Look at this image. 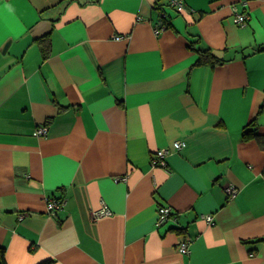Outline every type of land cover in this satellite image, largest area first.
<instances>
[{"label":"crops","instance_id":"1","mask_svg":"<svg viewBox=\"0 0 264 264\" xmlns=\"http://www.w3.org/2000/svg\"><path fill=\"white\" fill-rule=\"evenodd\" d=\"M169 1L0 0L7 264H264V0Z\"/></svg>","mask_w":264,"mask_h":264},{"label":"built area","instance_id":"2","mask_svg":"<svg viewBox=\"0 0 264 264\" xmlns=\"http://www.w3.org/2000/svg\"><path fill=\"white\" fill-rule=\"evenodd\" d=\"M169 3L175 7L178 11H183L184 10V0H170ZM247 19H248V15L245 14V13H238L236 14V17H235V22H237L238 24H241V25H245L246 22H247ZM163 18L161 20V24H164L163 23ZM163 28V25H161V28H157L156 29V32H159L161 29ZM116 39H121L122 36H115ZM34 134L36 136H43V135H46L47 134V127L46 126H39L36 128ZM184 146H186V142L184 141H175L173 144H172V148L175 149V150H178V149H181L183 148ZM170 150L166 149V148H163V149H160L158 151H156L154 153V158H153V163L155 165H158V166H167V163H166V156L168 154ZM227 192L230 196L234 197L237 193V188L235 187H232V186H229L227 187ZM64 198L63 199H55V198H48L47 199V208L49 209V212L51 214H54L55 212H57V210L63 206V203H64ZM158 220H157V223L158 225H161L162 223H165L167 222L168 220L172 219L174 217L173 215V210L170 206L168 205H160L158 207ZM21 216H24V215H21ZM206 218L207 220H209V222L212 224L214 223L213 221V216L212 215H206ZM189 243L190 241L189 240H182L180 241L179 243V250L180 252H182L183 254L184 253H187L189 252Z\"/></svg>","mask_w":264,"mask_h":264},{"label":"trees","instance_id":"3","mask_svg":"<svg viewBox=\"0 0 264 264\" xmlns=\"http://www.w3.org/2000/svg\"><path fill=\"white\" fill-rule=\"evenodd\" d=\"M164 18L165 17H163V19ZM165 20L166 19H164V21ZM198 42H199V40L195 41V43H198ZM43 50H44V56L47 57L49 54V51L44 46H43ZM196 50L200 54L197 64H211L213 66H216V65H220L224 62V59H222L221 57L216 55L209 48H203L200 46ZM256 123H257V121H256V119H254L249 123V126H254V125H256ZM247 129H249V130L245 131L243 134L244 139L249 140L252 138H256V140L259 142L260 146L263 147V149H264V137L258 135V133H256L254 128H248L247 127ZM0 264H7L6 259H5V251L2 248H0Z\"/></svg>","mask_w":264,"mask_h":264}]
</instances>
